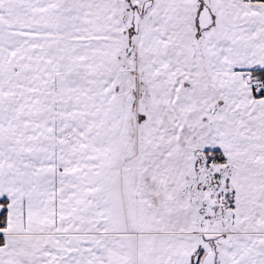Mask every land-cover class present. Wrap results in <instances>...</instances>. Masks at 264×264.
<instances>
[{
  "label": "snow or ice",
  "instance_id": "6c2138e0",
  "mask_svg": "<svg viewBox=\"0 0 264 264\" xmlns=\"http://www.w3.org/2000/svg\"><path fill=\"white\" fill-rule=\"evenodd\" d=\"M0 264H264V0H0Z\"/></svg>",
  "mask_w": 264,
  "mask_h": 264
}]
</instances>
